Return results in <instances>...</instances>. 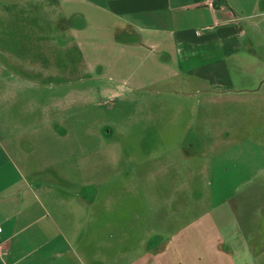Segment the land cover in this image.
I'll return each mask as SVG.
<instances>
[{
    "label": "crops",
    "instance_id": "1",
    "mask_svg": "<svg viewBox=\"0 0 264 264\" xmlns=\"http://www.w3.org/2000/svg\"><path fill=\"white\" fill-rule=\"evenodd\" d=\"M106 36L156 49L210 135L201 165L184 142V161H164L175 189L161 207L153 191L134 201L132 174L115 192L130 204L108 207L48 168L75 98L43 87L89 73ZM0 226V264H264V0H0Z\"/></svg>",
    "mask_w": 264,
    "mask_h": 264
},
{
    "label": "rangeland",
    "instance_id": "2",
    "mask_svg": "<svg viewBox=\"0 0 264 264\" xmlns=\"http://www.w3.org/2000/svg\"><path fill=\"white\" fill-rule=\"evenodd\" d=\"M98 40L106 46L98 52L86 50L89 73L79 66L76 68L83 75L72 86L43 87V94L72 92L75 98L73 118L68 124H59V133L54 135L59 158H64L61 153L64 148L62 152L67 156L62 162L58 158V165L48 168L60 176L69 175L68 182L58 183L61 189L106 193L108 197L99 201L106 200L108 207L130 204L129 193L120 196L115 192L123 186V175L132 174L135 182L128 183L125 189L138 193L134 201L145 204L153 191L161 207V197L168 186L175 189L169 181L170 174L160 171L164 169V161L178 163L182 157L184 161L182 148L187 145L189 150L209 144L210 135L198 132L193 109L188 119L182 113L180 83L176 78H168L172 72L158 63L161 54L156 49H140L134 53V47L120 43L121 38L106 36ZM202 125L209 128L206 121ZM192 153L194 156L188 160H193L194 165L211 158V155H200L198 149ZM171 168L178 171L179 166ZM203 177L196 185L208 198L213 193L212 186L209 176ZM147 190L149 194L145 193ZM221 200L213 194V203L208 206L211 208Z\"/></svg>",
    "mask_w": 264,
    "mask_h": 264
},
{
    "label": "built area",
    "instance_id": "3",
    "mask_svg": "<svg viewBox=\"0 0 264 264\" xmlns=\"http://www.w3.org/2000/svg\"><path fill=\"white\" fill-rule=\"evenodd\" d=\"M203 30H206V29H201L200 31H203ZM2 227L0 226V250H1V245H2V242H1V235H2Z\"/></svg>",
    "mask_w": 264,
    "mask_h": 264
}]
</instances>
